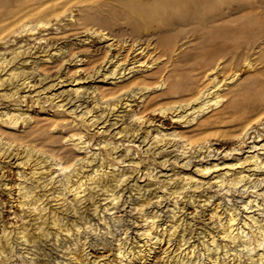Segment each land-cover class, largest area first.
I'll list each match as a JSON object with an SVG mask.
<instances>
[{"label": "bare ground", "instance_id": "bare-ground-1", "mask_svg": "<svg viewBox=\"0 0 264 264\" xmlns=\"http://www.w3.org/2000/svg\"><path fill=\"white\" fill-rule=\"evenodd\" d=\"M230 1L231 0H164V2H162L161 0H126V2H130V4L144 2V9H142V11H144V14L151 13L155 15L158 20L160 18L161 21H163V26L166 27L164 29L172 31H174L175 26L178 25L185 26L190 25L191 23L197 24L196 20L197 16L199 15L207 14L208 22H215L216 20H220L222 12L225 10L223 7L226 6V4L228 5ZM58 4L59 3L57 2V0H54L48 6L39 8L38 11H44L46 14L53 12L55 13L58 10L59 6L56 8V5ZM60 4V6H63L62 1L60 2ZM8 5V0H0V33L4 27L6 20L15 14L14 10ZM253 6L251 7L252 9ZM231 7H228L229 11L231 10ZM240 7L239 9L241 10ZM64 11H66V9H64L61 13H56V17L59 16L58 18H60V15H64ZM223 13L225 14L226 12ZM65 15H67V13ZM49 22L50 21L48 19L44 18L37 19L34 23L26 21L23 22L19 26V28L11 30L9 33L2 34L0 36V43L5 48L7 44L15 41L12 48H0V65L2 68L8 67L6 76L3 75L4 77H2V74L0 75V86L6 84L5 86H3V89L2 87L0 88L2 89L1 94H3L5 97L11 99L17 97L22 100V98L27 94H20V90L22 88L28 89V87L34 86V83L31 84L30 79L32 75L23 73V70L18 71L17 65L28 61V58L31 55V49L35 46H33V44H31L32 42L28 40H34L38 43L40 41L45 42L46 38L43 36V34H41L44 29H42L41 27H45ZM199 22H202V20ZM259 27L260 25L257 26V28ZM38 28L41 29L37 30ZM84 28L86 29L82 30V32H84V34H86L87 36L79 39V42H85V40L88 37L90 38V36H98L97 39L101 41L105 40L106 42L110 39L106 32L98 31L100 29L92 27ZM218 28L221 29V27ZM260 29H262V34L251 44V48L253 49H258L259 45L264 43V29ZM36 30L38 34L34 35V31ZM22 33H24L25 35L28 34V36L23 41L20 39L17 40L16 38L19 37ZM209 36L213 37L211 33ZM148 37L151 36H149L148 34ZM171 37L172 36L165 37L164 41L168 43ZM151 38L149 39V41L151 40ZM156 38L158 39V35ZM135 40L137 41L138 39L135 38L134 41ZM205 40H208L209 42L210 39L209 37L203 39L204 44L201 46L197 45V47L199 46V50H197L193 54V58L196 60V65H199L203 61L208 60L209 57H211V54L213 56V54L215 55V53H218V51L214 50L216 46L213 49V52L215 51V53H212V50L207 46V44H209L210 42L205 43ZM129 41L131 42L125 49L126 57L127 55H131L134 52H136L135 54H139L140 56L141 53L147 51V62H145V56V59L143 58L141 60V56L133 57V55H131L128 58L129 62L123 64L122 60L124 58L126 59V57H124L125 54L123 55L124 52H121L123 58H121L122 56L120 57L118 53L113 54L114 52L109 53L107 56H105V54V58L101 59L102 62L100 61L101 64L98 66V68L94 67L96 68L95 71L92 74H90L89 72L88 77L94 78V74L104 70L101 73L102 79H107L109 77V79L111 80L108 83L115 85L121 83L120 85H118L119 91L110 93L108 96H101L99 95L97 88L93 87L92 90L87 94V96L90 97L93 102V108H87V106H85L84 110H81L80 113L78 112L80 115L79 122L81 124L84 123V125L87 127L93 125L97 126V115L101 116L105 109L108 108V110H111V112L114 110L124 112L125 114L121 116H124L130 122L139 123L140 125H142L145 124L147 120L144 121L142 110L138 111L139 109L137 110L136 108H134L135 106L133 107L132 101L137 102V100L139 99L138 105L139 107H141L142 105H146L148 103V96L149 99H157L164 97V95L166 96L175 93L173 88L176 83L173 82V78L176 76L173 75V77L171 75L170 71L174 69L170 68L167 65V63H170V61H168L167 63H165L164 61L162 62L161 57L163 56V54L159 52L160 50L158 52L161 53L162 56L156 54L157 47L151 41L149 42L147 40L148 42H145L146 51H144L145 47H143V44L134 42L133 40ZM222 43L224 44V42ZM216 44L212 45L214 46ZM107 45L108 50L114 49V45L111 42L107 43ZM126 45L127 44H125V46ZM222 45H220L219 43L221 49L223 48ZM175 47L177 48V46ZM166 48L165 51H167ZM176 48L173 50V54L171 52L170 53L173 56L178 55L176 56L178 57V61H182L183 57L185 58L188 56V53H182L180 51L181 49L177 48V50ZM223 50L225 49L223 48ZM57 51L62 52V48H58ZM7 53L10 54L9 57L6 55ZM167 53L170 54L169 52ZM165 54L166 52L164 53V55ZM260 54L262 55V57L260 55L259 62L264 61V51H260ZM223 56L221 57L222 59ZM48 58L49 57L47 56V58L42 59L44 61H47ZM190 58L192 57L190 56ZM220 59L219 61L212 63L211 66L209 65V70L205 71V74L203 73L204 80H207L208 82L203 85H196V87L190 88V90H188L189 94L187 97L180 100L178 99L173 103L171 102L169 103V105L164 104V106L151 107L153 114H157L160 116L166 115L172 121L179 122L180 124L183 123L184 125L197 123L198 119L201 116L208 113L213 108H218L220 106L222 107L220 109H217V113L225 110L227 112L229 111L231 113L239 115L244 112V109L247 110V113H252L247 114V120H245V123L241 128L243 132L238 134L237 136L238 144L241 146L235 147L234 145V147L230 148L229 150H222L221 152H223V154L221 162L212 161V163H210L205 160L201 163H195V169L193 170V173L197 175L199 174L200 177L198 178H195V175L191 172H182L180 178L185 182L180 187L173 186L169 191V195H173V204L169 208V210L172 212L171 219L167 220V222L165 223H159L158 219L160 218L161 212L156 209L152 212L145 213L144 211H142L144 204L146 205L144 201L140 203L139 208L141 210V218L144 221V225L136 229V234H138L140 239L145 240L141 242L136 239L135 245L130 246L126 241L127 239L120 241V238L118 237L119 239H117L118 242L116 244L115 250L112 252V258H106V256L104 255L106 252H103L104 254L102 255V259H97L98 256H89L90 252H87L84 249V244H86L87 242H85V239L82 240V238L84 237L83 233H94L95 235L104 234L105 236L109 234L112 235L113 230L110 228L111 224L120 220V218L115 217L114 215H112V213L115 210L114 208L118 207V203L122 195L118 186H120L123 181L128 180L126 179L128 176H126V172L124 171V169H120V167L117 165V161L119 160H117L115 157H111V159L105 162L101 157L100 151V148H103L105 151H108L110 156L115 152L118 145L114 144L112 141L100 138L97 142L94 143V146L92 147L97 150H93V152L89 154L88 152L91 150H88L87 154L83 156H77L73 159L68 156L69 154L67 151L63 154V157L67 156V158H63L61 156L57 157L53 154L45 152V150L33 146L23 147V156H21V158H19L18 162L16 163L18 167L16 171L18 174L17 176H19L20 178V181L16 183L18 196L16 197V199H14V201H12L15 202V204L12 203L11 205H16L17 209L19 208L18 211H12L13 218H15L14 220L17 223L13 221L14 224L11 225L10 223L8 224L7 221H5L4 223L2 222V224H0V264H14L15 259H23L29 263L31 260L35 259L38 254H40L39 250H44V244L49 236L54 239V242H57L58 238L64 239L66 238L65 236H68V238L72 236V245L68 244L67 242L61 245L60 251L63 253L64 257L65 255L68 256L67 258L65 257L66 261L64 260L65 262H62V260L58 259L55 262L56 264H158L157 259H161V262H164V264H184L188 261L190 262V264H236L235 262L233 263L234 259L238 260L237 264H264V93L261 90H258L259 86H261L260 84L262 83L261 75L264 73V68L261 67L260 69H254L255 71L249 74L243 82L234 83L235 80L237 81L236 78H238V74L236 72L230 74L228 73V76H223V78L221 77L222 79L217 78V73L220 72V69H224V67L221 68V63L223 64V62ZM70 60H74V58H70ZM226 60L228 59L226 58ZM74 61L75 63L80 62L81 58H76ZM243 63L249 68L256 67L250 62V60L248 61L247 59ZM78 64L79 63H77L76 65ZM34 71L36 72V70ZM176 71L178 72L177 69ZM177 72H175V74ZM82 78L83 77H81L79 74L70 76V79H68V81L69 85L71 86L67 89V94L78 95L79 92L84 90L82 89V87L84 86L83 81L81 80ZM229 83H233V87L229 89L228 92H223V90L228 86ZM132 97L134 99H131ZM12 105L13 106L11 107H3L0 111V121L7 127L16 128L18 124H23L24 126H26L34 121L33 116L28 113V107L26 109H23L22 107L18 106V104ZM55 105L57 106V108L64 106V104L58 102H56ZM120 107H122V109L119 110ZM94 108L96 109L94 110ZM94 111H98L99 113L95 114ZM209 123V119H201L198 125L203 127L209 125ZM147 125H149V122L148 124H146L143 132L139 133L140 137H138L136 141H138L139 138H141V140L138 142V144H135L136 141H134V136L136 135H134L131 140H129V138H125L122 140V144L127 142L126 145H128L124 148L126 151L125 155H127V152L132 150V146H140V144L144 142L145 138L150 133V129H147ZM260 125H262L261 130L260 128H257ZM154 126V131L150 133V136L152 135L151 137L155 141L158 140L167 143L168 141L171 142V140H173L174 146H178L179 148L182 147L183 149H193L194 152L199 151L202 152L203 155H205V152L208 151L206 156L210 155L211 149L213 147L210 144L211 142L200 140L192 141L188 138L183 137L182 135H178V131L177 133L176 131H167L165 130V128H161L162 125L159 124H156ZM127 130L125 131V133H127ZM102 131H104V129L101 130V132ZM68 140H71L75 149L80 152H83L91 147L89 146L90 139L81 133H69L67 135V141ZM131 141L133 143H129ZM12 143L5 139L2 134H0V154H7V157L13 155V149L11 148L14 146H12ZM95 145H98V147H95ZM215 148L213 147V149ZM133 153L134 152H132V154ZM231 153H236L239 155L231 156ZM182 155H185V151L182 152ZM18 156L20 157V155ZM228 156H230V160L225 161ZM30 158H33L34 160L33 168L31 171V175L27 176L28 173H25L22 169H20V166ZM129 162L131 164H137L139 161L130 160ZM86 166H90L89 170L87 171H85V169L83 168ZM73 175L75 176V178H73ZM147 175L148 177H154V179L156 178V174L153 175L152 170L147 171L146 176ZM202 177H205L206 179L203 180ZM198 182L205 184V186L207 184L209 188L210 186L215 184L220 187L219 190H223L222 193H224L226 196H231V193L234 190L235 191L233 193L237 192L236 189H238L239 187H242L243 190H247L248 188H250L249 191H251L246 198L243 197L239 206L237 203H234L232 201V198L229 199V197H227V201L230 200L231 202L227 204V202L225 201L222 204L212 201L210 199L211 196L206 197L205 199H203V201L197 200V203L193 198H191V196H189L188 200L190 204L194 206V210H196V208H199V206L211 207L210 213L208 212V217L211 218L213 225L218 228L219 238L221 242L223 241L222 244L218 243L214 236L206 239V241H201L202 244L199 250L201 251L200 253L204 256V258L207 259V261H205L204 263L203 257L201 258L197 255H194L195 243H186L191 238L190 235L187 236L185 234V232L187 231H183L186 228L182 230V233L177 230L181 225V223L179 222L181 218H176V208L183 211L184 207V205H182V207L177 206L180 196L183 192L187 191L188 188H192V184H198ZM54 183H57V185L53 187V191H50L51 187L49 188L48 186ZM7 185L8 182L6 183L5 181H3L0 183V188H11L7 187ZM159 186L161 187V185ZM96 187L102 189L104 193V197L100 200L95 199ZM232 189L233 191L230 193ZM7 192H11L10 189H8ZM222 193L221 196H223ZM68 194L72 195L71 198L67 196ZM160 194H155L157 200L161 198L162 195ZM240 195L243 194L241 193L239 194V196ZM48 196L50 197V200H55L57 203L59 201L62 206L69 204L74 214L78 213L82 200H91L92 212L95 215H98L97 223H90L86 219V215L84 214H79L77 215V217L73 216L74 218H70L71 222H69L68 220L64 221V218L67 217L66 212L68 211L59 212V210L51 208L49 205L47 206L49 201L45 200L49 199ZM192 197H194V195ZM103 199L107 202L103 203V205H100L99 202ZM259 199H262V201H260ZM220 201H222V198ZM2 208L3 207H1V209ZM68 208L69 207H66V209H64L68 210ZM112 209L114 210L111 211ZM107 211H109L107 214H110L112 223L107 221L106 216H104L103 214ZM1 214L2 213L0 212V217L2 216ZM198 217H200V215ZM82 220L83 222H81ZM188 223H190V221ZM122 229V233L124 235L127 233V230L129 231L128 227H124ZM171 238L175 239L176 248L174 247L171 250H168V248L171 246V243H169L171 241ZM79 242H81V247H78ZM167 243L168 245L165 250L162 249L163 251H161L162 255H159V258L157 255V258L154 257L156 258V260L150 262L151 256H154V254L152 255L151 253L155 251V248L158 246L161 248ZM67 250L68 252L66 254ZM173 250L174 253L172 254ZM61 252L60 254H62ZM42 264L45 263L42 262Z\"/></svg>", "mask_w": 264, "mask_h": 264}, {"label": "rangeland", "instance_id": "rangeland-1", "mask_svg": "<svg viewBox=\"0 0 264 264\" xmlns=\"http://www.w3.org/2000/svg\"><path fill=\"white\" fill-rule=\"evenodd\" d=\"M53 1L54 0H8L9 3L8 6H10L14 10L15 14L6 20L4 27L0 33V36L2 34L9 33L11 30L19 28V26L26 21H30V23H34L37 19L40 18L48 19L50 21L48 25H46L45 27H41L42 29H44L41 32V34H43V36L46 38L45 42L47 41L46 42L47 45L44 41L43 42L40 41L38 43L35 42L34 40H28L32 42L30 43L33 44V46L35 45L34 47H32L30 52L31 54L30 56L32 57L29 56L28 61L17 65L18 71L23 70L22 71L23 73L26 74L28 73L32 75L30 79H31V84L34 83V86L28 87V89L22 88L20 90V94H27L26 95L27 97L26 96L23 97L22 100L17 97L13 99L5 97L3 94H1V92L3 86H5L6 84L0 86V88L2 87V89H0V94H1L0 111L2 110L3 107H8V106L11 107L13 106L12 104H18V106L22 107L23 109H26L28 107L27 108L28 113H30L34 118V121L32 123L26 126H24L23 124H18L16 128H9L0 121V134H2L4 138L10 141L11 143L13 142L12 146H14V147L11 146L12 147L11 149H13L12 152L13 155L7 157V154H3V155L0 154V183L3 181H5L6 183L8 182L7 187H11L8 189H10V191L12 192V193L7 192L8 189L0 188V201H1L0 212L2 213L1 214L2 216L4 215L3 217L2 216L0 217L1 219L0 224H2V222L4 223L5 221H7L8 224L10 223L11 225L14 224V222L17 223L14 220L15 218H13L12 211L13 212L16 210L18 211L19 208L17 209L16 205L13 206L11 205L12 203L15 204V202L12 201H14V199H16V197L18 196V190H16L17 189L16 183L20 181V178L19 176H17L18 174L16 171L18 167L16 163L18 162L19 158L23 156L24 153L23 147L33 146L45 150V152L53 154L57 157L60 156L63 157L64 152L67 151L69 154L68 156L73 159L76 158L77 156H83L87 154L88 150H91L88 152V154L93 152V150H97L92 147L94 146V143L97 142L100 138L108 141H112L114 144L118 145L117 149L112 155L109 156L108 151H105L103 148H100V151H101V157L104 159L105 162L111 159V157H115L117 160H119L117 161V165L120 167V169L123 168L124 171L126 172V176H128L126 178L128 180L123 181L121 185L118 186V188L120 189V193H122L120 197V201L118 203V207L114 208L115 210L114 209L111 210V211L114 210L112 215L120 218V220L116 221L115 223H112L110 214H107L110 211L109 210L103 214L104 216H106V220L112 223L110 228L113 230V234L112 235L109 234L105 236L104 234L95 235L94 233L85 232L83 233L84 237L82 238V240L85 239V242H87L86 244H84V249L85 251L90 252L89 256H98L97 259H102L103 257L102 255L106 252L104 254L106 258H112V252L115 250L116 244L118 242L117 239L120 238V241L127 239L126 241L129 243L130 246L135 245L136 239H138L141 242L145 240V239H140L138 234H136V229L144 225V221L141 218V210L139 209L140 203L145 201L146 205L144 204L142 208V211H144L145 213L152 212L153 210L158 209V211L161 212L158 222L159 223L167 222V220L171 219L172 212L169 210V208L173 204V199H172L173 195L171 194L169 195V191L172 189L173 186L180 187L185 182L180 178L182 172L186 171L187 173L191 172L192 174H194L193 170L195 169V163L197 162L201 163L204 162L205 160L210 163H212V161L221 162L222 154H223V152H221L222 150L224 151L229 150L230 148L234 147V145L235 147L241 146L238 144L237 136L238 134L243 132L241 128L244 125L245 120H247L246 119L247 114H252L250 112L247 113V110L245 109L244 112L241 111L242 114L239 115L235 113H231L229 111L227 112L225 110H222L221 112H219L221 114H219L217 113V109H220L222 107L220 106L218 108H213L211 111L201 116L198 119L197 123L191 125H184L183 123L180 124L179 122L172 121L166 115L160 116L157 114H153L151 107L164 106V104L169 105V103L171 102L173 103L178 99L180 100L182 98L187 97L189 94L188 90H190V88L196 87V85H203L207 83L208 81L204 80L203 78L204 77L203 73L205 74L206 73L205 71L209 70L211 64L216 61H219V59L223 55H224L223 59L221 58L220 60L223 62V64L221 63L222 65L221 68L224 67V69H220L221 73L220 72H218L219 74L217 73V75L219 76V77L217 76V78L219 79H222L223 76L227 77L228 73L230 74L236 72L238 74L237 75L238 78H236L237 81L235 80L234 83H238V82L240 83L243 82L244 79L249 74L254 72L257 68L258 69H260L261 67L264 68V61L259 62L260 61L259 57L261 55L260 51H264V43L259 45L258 49L251 48V44L254 42V40L259 38V36L262 34V29L260 28L264 29V22H262L264 21V0H258V1L256 0V2L255 0H231L228 5L226 4V6L223 7L225 9V10L223 9L224 10L223 12L227 13L228 11L229 14L228 13L224 14L222 12V16L220 20H216L215 22L213 21L208 22L207 14L199 15L197 16V20L195 19L197 24L191 23L190 25H185V26L178 25L175 26L174 31L164 29L166 27L163 26V21H161L160 18L158 20V18L155 15L151 13L144 14V11H142V9H144L143 6L144 2L130 4V2H126V0H57L59 4L56 5V8L58 6L60 8L58 7V10L55 13L53 12L46 14L44 11H38L39 8L46 7L49 4H51V2ZM61 1L63 6H60ZM161 1L164 2V0ZM239 5L242 6L240 7ZM252 6L253 9L251 8ZM228 7L229 8L231 7L232 11L231 10L229 11ZM239 7L241 8V10L239 9ZM64 9H66V11H64V15L63 14L60 15V18H58L59 16L56 17V13H61ZM66 13L67 15H65ZM201 20L202 22H199ZM258 25H260L259 28H257ZM84 27L87 28L92 27V28L100 29L98 31L106 32L110 39L107 40L106 42L105 40L101 41L97 39L98 36H94V37L90 36V38L88 37L85 40V42H81V41L79 42V39L87 36L86 34H84V32H82V30L86 29ZM218 27H221V29ZM41 28H38L37 30H40ZM147 29L149 30V32ZM160 29H163L164 31ZM37 30L34 31L35 32L34 35L38 34ZM210 33L213 37L209 36ZM148 34L152 38L148 37ZM157 35H158V39L156 38ZM27 36L28 34L25 35L24 33H22L16 39L17 40L20 39L23 41ZM169 36L172 37L170 41L167 43L164 41V38ZM206 37H209L210 39L209 40L210 43L208 42V40H205V43H209L207 44L209 49L212 50V53H215V51H218V53L217 54L215 53V55L213 54V56L211 54V57H209L208 60L202 62L204 65L202 63L196 65V60L193 58V54L197 50H199L198 49L199 46L197 47V45L201 46L204 44L203 39H206ZM135 38L138 40L134 41ZM150 38H151L150 41L157 47L156 54L157 55L158 54L161 55V53L163 54V56L161 55L162 57L160 56L162 62L164 61L165 63H167L168 61H170V63L168 62L167 65L170 68L174 69L171 70L170 72L172 76L173 75L176 76V77L173 76L174 77L173 82L176 83L173 88L175 93L166 96L164 95V97L157 99H149L148 96L147 97L148 103L146 105H142L141 107H139L138 105V100H139L138 99L137 102L132 101L133 107L135 106L134 108H136L137 110L139 109L138 111L142 110L144 121L147 120L149 122V125H147L148 127L147 129H150V133L154 131L155 128L154 125L159 124L162 125L161 128L163 129L165 128V130L167 131L170 130L176 131V133L178 131L177 133L178 135L180 136L182 135L183 137L188 138L192 141L195 140L209 141L211 142L210 143L211 146H213L214 148L216 147L215 149H213L212 147L210 155L206 156L208 151H206L205 155H203L202 152L199 151L194 152L193 149H183L181 147L182 148L181 150V148H179L178 146L173 145V140H171V142L168 141L167 143L158 140L155 141L154 139H152L151 137L152 135L150 136V133L147 135L144 142L140 144V146H132V150L127 152V155H125L126 151L124 148L128 145H126L127 142L122 144V140L125 138H129V140H131L133 136L136 135L134 136V141H136L138 137H140L139 133H142L146 124H148L147 121L145 124L142 125H140L139 123L130 122L127 118L121 116L125 114L124 112H119L116 110L111 112V110H108V108H106L101 116L97 115L98 117L97 126L93 125L87 127L84 125V123L81 124L79 122L80 111L84 110L85 106H87V108L89 107L93 108L92 105L93 102L91 98L87 96L88 92H90L93 87L97 88L99 95L108 96L110 93L118 92L119 91L118 85L121 84L120 83L118 85H115L108 83L111 80L109 79V77L107 79H102L101 73L104 70L98 73L95 72L96 74H94V78L88 77L89 72L90 74H92L95 71V69L98 68V66L101 64L100 63L101 59L102 58L104 59L105 56H107L109 53L112 52H114L113 54L118 53L120 57L122 56L121 58H123V55L125 54L124 57H126L125 49L127 48L128 44H130L131 42L129 40H133L134 42L143 44V47H145L144 51H146L145 42L147 40L149 41ZM14 42H10L9 44H7L6 48L7 47H8L7 49L12 48ZM109 42H111L114 45L113 47L114 49L108 50L107 43ZM222 42H224V44ZM219 43L220 45L223 44L222 47L225 50H223V48L221 49ZM125 44L127 45L125 46ZM212 44H216V45L213 46ZM175 46H177L178 49H181L180 51L182 53H188V56L185 58L183 57L182 61L179 60L180 62L178 61V57H176L178 55L176 56L172 55L174 53L173 50L176 48ZM0 48L6 49L1 43H0ZM58 48H62V52H58L57 51ZM165 48L167 49V51H165ZM213 49L215 50L214 52ZM158 51L161 53H159ZM121 52L122 53L124 52L123 55ZM165 52L166 54L164 55ZM167 52L169 53L171 52L172 54L170 53L171 54L170 55ZM135 53L136 52L132 53L131 55H133V57L141 56V60L145 56L146 59L145 58L144 59L146 60L145 62H147V56H146L147 51L141 53L140 56L139 54H135ZM6 55L8 57L10 56L9 53H7ZM131 55H127L126 59L124 58L122 60L123 64L129 62L128 58ZM189 55L192 58H190ZM47 56L49 58L47 59V61L46 60L44 61L42 58H47ZM171 57L173 58V60ZM70 58H74V60L76 58H81V61L77 62L79 64L76 65L77 63H75L74 60H70ZM216 58L219 59L217 60ZM226 58L228 60H226ZM246 59L248 61L250 60V62L254 64L256 67L249 68L248 66H245L243 62ZM125 60L128 61L126 62ZM7 68L8 67L2 68L0 65V75L2 74V77L6 76ZM176 69L178 70V72L176 71ZM34 70H36V72ZM175 72L177 73L175 74ZM74 73L79 74L81 77H83L81 80L83 81L84 84V86L82 87V89L84 90L79 92L78 95L67 94V89L71 86L69 85L68 79H70L71 75L72 76L75 75ZM261 81L263 84L262 83L260 84L261 86H259L258 90L259 91L261 90L264 93V73L261 75ZM232 87H233V83H229L228 86L225 87L223 92H228L229 89H231ZM35 97H37L38 99ZM131 99L134 98L132 97ZM56 102L62 103L64 104V106L57 108V106L55 105ZM95 109L96 108H94V110ZM120 109H122V107H120L119 110ZM94 113L98 114L99 112L94 111ZM201 119H207V120L209 119L210 122L209 125L203 127L199 126L198 123ZM261 126L262 125L256 127L260 128L261 130ZM125 128H127L129 131ZM103 129L104 131L101 132V130ZM126 130L127 133H125ZM71 132L81 133L87 138H89L90 139L89 146L91 147L85 150L86 152L85 151L80 152L77 149H75L72 141L71 140L67 141V135ZM140 140L141 138H139V140L136 141L135 144H138ZM129 143H133V142L131 141ZM235 143H237L238 145ZM95 147H98V145H95ZM158 151L161 152L159 153ZM183 151H185L186 156L182 155ZM132 152L134 153L136 152V153L132 154ZM18 155H20V157ZM230 155L238 156L239 154L231 153ZM63 158H67V156ZM229 158L230 156H228V158L225 159V161L227 160L229 161L230 160ZM130 160L139 161V162L137 164H131L129 162ZM33 161H34L33 158H30L28 161H26L27 163L25 162L20 166L21 167L20 169H22L25 173H28L27 176L31 175V171L33 168ZM83 168L85 169V171H87L89 170L90 166H86ZM149 170H152L153 175L156 174V178H155L156 180L154 179V177H148V175L146 176L147 171ZM194 175L195 178L200 177L199 174L198 175L194 174ZM73 178H75L74 175ZM202 178L203 180L206 179L205 177ZM199 183L201 184V186ZM55 185H57V183L50 184L48 186L49 188L51 187L50 191H53V187ZM159 185H161V187ZM203 186H205V184L201 182H198V184H192V188L190 187L187 189V191H185L186 193L185 192L182 193V195L180 196V198L182 199L179 198V203L177 204V206L182 207V205H184L183 211L178 210V208H176L177 211L176 218L180 217L182 219V220L180 219L179 221L181 225L179 224L180 226L178 227L177 230L180 231V233H182V230L186 228L183 231L184 232L187 231L185 232V234L187 236L189 235L191 236V238L186 243L187 244L195 243L194 255L195 256L197 255L201 258L202 257L204 258V256L200 253L201 251L199 250L202 244L201 241H206V239L210 238L211 236H214L216 238V241L220 244H222L223 241L221 242L219 238L218 228L213 225L211 218L208 217L211 207L199 206V208H196V210H194L195 209L194 206H192V204H190L188 200L189 196H191V198H193L196 201V203L198 202L197 200L203 201V199H205L206 197L211 196L210 199L212 201L219 202L222 204L225 201L227 202V204H229V202H231L230 200L227 201V197H229V199L232 198V201L234 203H237L239 206L243 197L246 198L247 195H249V193L251 192L249 191L250 188H248L247 190H243L242 187L241 188L239 187L240 189L239 188L236 189L237 192L233 193L235 190L233 191L232 189L230 191V193L233 191L231 193V196H226L224 193H222L223 190H219L220 187L215 184L210 186V188L208 187L207 184L205 187ZM193 187H197V188H193ZM95 191H96L95 199L100 200L104 197V193L102 189L96 187ZM240 192L243 195L239 196V194H241ZM156 193L157 194L161 193L160 195H162L159 200H157L156 198L155 195ZM221 193L223 196H221ZM193 195L194 197H192ZM67 196L71 198L72 195L68 194ZM48 198H49L48 200L47 199L45 200V201H49L47 206L49 205L51 208H55L59 210V212H63V211L69 212V213L66 212L67 217L64 218V221L68 220L69 222H71L70 218L77 217V215L79 214L86 215V219L90 223L93 222L96 224L98 221V215H95L92 212L91 200L89 199L82 200L78 213L74 214L69 204L62 206L59 201L57 203L55 200H50L49 196ZM221 198L222 201H220ZM259 200L262 201V199ZM106 202L107 201L103 199L99 203L100 205H103V203ZM1 207L3 208L1 209ZM66 207H69L68 210H65ZM199 215L200 217H198ZM189 221L190 223H188ZM81 222H83V220ZM124 227H128L129 229V231L127 230V233L125 235L122 233L123 232L122 228ZM65 237L66 238L64 239L58 238L57 242L59 243H57L54 242V239H52L49 236V238H47L44 244V250H39L40 254H38V256L35 259L31 260L29 263L23 259H20L21 261L19 259L18 260L15 259L16 262L14 260V264H18V263L42 264V262H44L45 264H53V263L56 264L55 262L58 259L62 260V262H65L68 256L65 255L66 257L65 258L63 253L60 251L61 245L65 242L72 245L71 243L72 236L70 238H68V236ZM173 239L174 238H171L172 242L171 241L169 242L171 243V246L168 248V250H171L174 247L176 248L175 239L174 240ZM167 245L168 243L165 246L163 245L161 248L159 246L156 247L155 251L151 253L152 255L154 254V256H151L150 262L155 261L157 255L159 258V255L160 256L162 255L161 251L165 250ZM79 246L80 247L82 246L81 242H79L78 247ZM60 252L62 254H60ZM67 252L68 250L66 251V254ZM173 253L174 250L172 254ZM205 259L206 258H204L203 263L207 261V259L206 260ZM157 261L158 264H162V263L164 264V262H161L162 261L161 259L160 260L157 259ZM234 262L237 264L238 260L234 259L233 263ZM185 263L190 264L189 261Z\"/></svg>", "mask_w": 264, "mask_h": 264}]
</instances>
